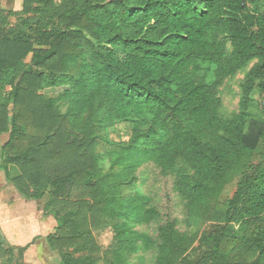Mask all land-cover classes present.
Returning a JSON list of instances; mask_svg holds the SVG:
<instances>
[{"label": "trees", "instance_id": "16d2710c", "mask_svg": "<svg viewBox=\"0 0 264 264\" xmlns=\"http://www.w3.org/2000/svg\"><path fill=\"white\" fill-rule=\"evenodd\" d=\"M9 1L23 9L0 3V168L48 197L61 263L264 264V0ZM144 168L172 180L183 219L140 190ZM28 248L0 238V264Z\"/></svg>", "mask_w": 264, "mask_h": 264}, {"label": "rangeland", "instance_id": "374dc122", "mask_svg": "<svg viewBox=\"0 0 264 264\" xmlns=\"http://www.w3.org/2000/svg\"><path fill=\"white\" fill-rule=\"evenodd\" d=\"M0 3L2 5V8L4 10L8 11H14V12H21L23 9V2L22 1H9V0H0ZM32 56L30 55L26 59V63H31ZM245 73H239L236 77L227 80L224 83V86L221 88V98L223 101V108H222V116L223 117H230L235 113H238L239 111V102L241 99V84L244 80ZM257 99H262L261 96H257ZM261 124L257 121H252L249 126L247 133L250 135H257L260 130ZM131 136V128L128 125H118L116 129L111 130L110 138L113 140H122L127 142ZM8 136H4L0 138V167L2 166V160H1V148L2 146L7 142ZM140 182L138 183V186L141 191L145 192L147 195H149L154 202V205L158 207V209L165 215L166 218H177L179 220L183 219V207H182V201L181 199L172 191V180L171 179H164L159 174L158 171L154 169L144 168L140 173ZM4 184L7 186H11V192L15 191L19 196L26 199V197L18 191V189L10 183L4 171L0 168V187ZM9 186V187H10ZM14 189V190H12ZM236 191V183H232L227 187L225 192L223 193L221 202H225L228 199H230L233 194ZM9 192V190H8ZM5 194V193H4ZM6 196L4 195L3 198ZM4 200V199H3ZM28 200V199H27ZM33 201V200H31ZM36 203V206L34 208V211L39 212V217L42 218L43 221H56V228L58 226L57 220L55 216L50 212V210L47 209V202L48 197L44 198L40 201H34ZM4 204V201H2ZM26 205L23 204V202L19 203L15 207L14 210H8L10 212V215L13 216L14 219H23V210L26 208ZM9 219H7L8 221ZM10 221V220H9ZM13 221V220H12ZM17 221H13V223H16ZM55 225V222H54ZM56 228L54 230H49V236L57 234L55 232ZM201 228V230H200ZM143 230L148 231L151 234H155L156 227H144ZM181 229H184V226H181ZM192 233L195 235V233L198 235V237H201L202 233V227L201 224L195 226L192 228ZM195 232V233H194ZM48 236V237H49ZM48 237L46 238L49 252H51V258H52V264H62L61 263V257L59 254L52 249L48 242ZM155 257L156 254L152 253L147 256L146 258V264H155Z\"/></svg>", "mask_w": 264, "mask_h": 264}, {"label": "crops", "instance_id": "0c3cea01", "mask_svg": "<svg viewBox=\"0 0 264 264\" xmlns=\"http://www.w3.org/2000/svg\"><path fill=\"white\" fill-rule=\"evenodd\" d=\"M9 186L4 184V188L0 187V238L6 245L16 250L29 247L24 254V264H52L46 238L49 236V230L56 228V221H43L38 215L39 212L34 211L36 206L34 200H27L15 191L11 192L12 187ZM21 202L26 205L23 219H14L8 210H14ZM12 220L17 222L13 223Z\"/></svg>", "mask_w": 264, "mask_h": 264}]
</instances>
